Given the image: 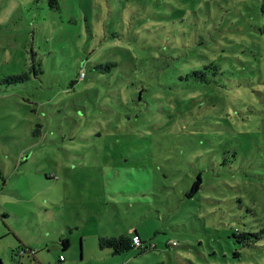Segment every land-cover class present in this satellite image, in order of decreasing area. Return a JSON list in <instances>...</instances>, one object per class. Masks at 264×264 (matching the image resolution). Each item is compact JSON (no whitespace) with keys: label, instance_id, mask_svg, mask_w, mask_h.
Wrapping results in <instances>:
<instances>
[{"label":"rangeland","instance_id":"374dc122","mask_svg":"<svg viewBox=\"0 0 264 264\" xmlns=\"http://www.w3.org/2000/svg\"><path fill=\"white\" fill-rule=\"evenodd\" d=\"M58 3L0 0V236L49 207V264H264V0Z\"/></svg>","mask_w":264,"mask_h":264},{"label":"crops","instance_id":"0c3cea01","mask_svg":"<svg viewBox=\"0 0 264 264\" xmlns=\"http://www.w3.org/2000/svg\"><path fill=\"white\" fill-rule=\"evenodd\" d=\"M40 209L43 212V215L41 217H38V219H36V222L33 223V229L37 231V234H35L34 237L32 239H29L28 241L23 240L22 238H19L17 235H15V231L12 227H10L7 222L5 223V225L2 226L3 235L0 236L2 241V244H0V246H2V248H5V253L2 258L7 257L8 260L12 262V264L13 262L14 264H49V258L45 254L46 250L49 251V246H51L49 245V241H51L52 239L49 233V207H47L46 209L44 207H40ZM44 213H46V215ZM34 214L36 215V212H32L31 215ZM19 216L20 215L16 213L17 221ZM45 225L48 228L47 234L43 232V227H45ZM66 228L70 227L67 226ZM59 234V238L65 235L63 232ZM71 245L72 243L70 242V246ZM54 246L56 245H53V247ZM20 251H22V253L24 254L19 253ZM0 255H2L1 252ZM61 255L62 253L59 252L57 264H74L71 259L74 258L73 256H68L64 254V260H61Z\"/></svg>","mask_w":264,"mask_h":264},{"label":"trees","instance_id":"16d2710c","mask_svg":"<svg viewBox=\"0 0 264 264\" xmlns=\"http://www.w3.org/2000/svg\"><path fill=\"white\" fill-rule=\"evenodd\" d=\"M49 5L52 8H58L59 7L58 0H49ZM211 67H213L212 64H205L204 69H207L208 70L207 72L205 70H203V71L194 70L192 73L187 74V77H185L183 75L180 77L182 79H184V78L188 79L189 77H193L194 80L196 77H201V81L204 84H208L210 82V79L207 78V74L209 73V69ZM211 73L213 75H217V74H219V70H217V69L213 70ZM84 76H85V74H84ZM84 76H81V79ZM28 77H29L28 72H22V73L10 75V76H8V78L6 80L9 83H19V82L25 81ZM76 81H73V83ZM146 90L147 89H145L144 91H146ZM144 91L140 92L139 97L135 99L134 102L137 105L140 102H145V99L143 97ZM177 99L179 100V102H187L189 100V99L184 98V97L180 98L179 96ZM47 176H49V175H47ZM201 184H202L201 178H198V180L194 182L193 187H192V189L188 195L190 197H193L199 191ZM263 233H264V230L262 229V230H260V232L234 233V236L237 237L242 242H244V240L250 239L249 241L244 242V243L248 244L249 246H251V245L257 246L259 241L262 240V238H263ZM135 234L140 235L138 231H135V232H132L131 234H124V235H121L119 237H100L99 238V245L102 249L111 248V249H113V251L115 253H120V252L129 250V249H132V248H143L144 245L139 246V247H135L133 245V238L132 237ZM250 237H254V239H251ZM61 243L63 245V249H66L70 246V240L68 238H62Z\"/></svg>","mask_w":264,"mask_h":264},{"label":"built area","instance_id":"2783aa9c","mask_svg":"<svg viewBox=\"0 0 264 264\" xmlns=\"http://www.w3.org/2000/svg\"><path fill=\"white\" fill-rule=\"evenodd\" d=\"M82 76H84V74H82ZM132 238H133V245H134L135 247H139V246H142V245H143V241H142V238H141L140 235L135 234V235H133ZM60 259H61V260H64V256L61 255V256H60Z\"/></svg>","mask_w":264,"mask_h":264},{"label":"water","instance_id":"95a60500","mask_svg":"<svg viewBox=\"0 0 264 264\" xmlns=\"http://www.w3.org/2000/svg\"><path fill=\"white\" fill-rule=\"evenodd\" d=\"M0 264H4L1 258H0Z\"/></svg>","mask_w":264,"mask_h":264}]
</instances>
